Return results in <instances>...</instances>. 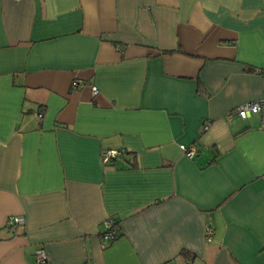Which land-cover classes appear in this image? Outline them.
Instances as JSON below:
<instances>
[{"label": "crops", "instance_id": "1", "mask_svg": "<svg viewBox=\"0 0 264 264\" xmlns=\"http://www.w3.org/2000/svg\"><path fill=\"white\" fill-rule=\"evenodd\" d=\"M263 98L264 0H0V264H264Z\"/></svg>", "mask_w": 264, "mask_h": 264}, {"label": "built area", "instance_id": "2", "mask_svg": "<svg viewBox=\"0 0 264 264\" xmlns=\"http://www.w3.org/2000/svg\"><path fill=\"white\" fill-rule=\"evenodd\" d=\"M15 1L18 2L21 0H15ZM73 86L74 87L80 86L79 82H74ZM93 93L94 95L98 93V90L95 87H93ZM254 114L259 115L260 122H261V128L264 130V98L257 102L242 105L230 111L226 117L230 121H232L235 117L245 120ZM43 116H44V113L40 111V113L38 114V117L42 119ZM209 128H210V123L205 125L204 130H209ZM184 153L188 158L192 159L199 153V150L196 145H192L190 147L184 148ZM121 154L122 152L117 151V150L106 151L103 154V161L104 163L108 164L109 162H111L112 160L120 156ZM24 224H25L24 216L12 217L10 220V226L14 229ZM103 225H104V233L102 235V241L107 246L116 241V238L118 236L119 223L114 218H109L104 222ZM209 234H211L210 231H209ZM36 257H37V261L39 264H46L49 260L46 252L43 249L38 251Z\"/></svg>", "mask_w": 264, "mask_h": 264}, {"label": "trees", "instance_id": "3", "mask_svg": "<svg viewBox=\"0 0 264 264\" xmlns=\"http://www.w3.org/2000/svg\"><path fill=\"white\" fill-rule=\"evenodd\" d=\"M119 236H120V235H119V230H118V236H117V238H116V241L118 240ZM185 254L187 255V253L184 252V255H185Z\"/></svg>", "mask_w": 264, "mask_h": 264}, {"label": "rangeland", "instance_id": "4", "mask_svg": "<svg viewBox=\"0 0 264 264\" xmlns=\"http://www.w3.org/2000/svg\"><path fill=\"white\" fill-rule=\"evenodd\" d=\"M254 116H258L259 117V115H257V114H254ZM260 119V118H259Z\"/></svg>", "mask_w": 264, "mask_h": 264}]
</instances>
